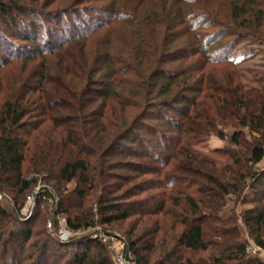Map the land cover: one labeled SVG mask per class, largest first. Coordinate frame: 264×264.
Returning a JSON list of instances; mask_svg holds the SVG:
<instances>
[{
    "label": "trees",
    "instance_id": "1",
    "mask_svg": "<svg viewBox=\"0 0 264 264\" xmlns=\"http://www.w3.org/2000/svg\"><path fill=\"white\" fill-rule=\"evenodd\" d=\"M220 3L223 13L207 0H130L123 10L92 9L95 21L71 24L62 18L73 11H40L36 19L24 5L0 1V191L12 196L16 212L42 183V197L56 194L57 214L70 230L109 232L132 219L123 237L136 264H264L246 257L236 218L223 212L227 197L251 204L240 218L264 250V169H255L264 159V84L246 87L242 60L230 55L243 39L264 43V0ZM113 21L128 31L118 34ZM182 25L189 41L173 49ZM167 64L179 66L170 72ZM96 93L101 101L90 98ZM219 125L233 130L223 169L185 149L198 136H221ZM175 132L180 137L170 147ZM186 166H198L199 180L175 173ZM148 174L160 179L143 181ZM154 188L160 193L141 197ZM248 188L257 194L251 201ZM9 217L0 207V220ZM31 236L27 226L0 231V264H14L7 242L25 245ZM30 246L35 253L26 264H112L90 237L60 243L47 235ZM200 253L207 258L194 260Z\"/></svg>",
    "mask_w": 264,
    "mask_h": 264
},
{
    "label": "rangeland",
    "instance_id": "2",
    "mask_svg": "<svg viewBox=\"0 0 264 264\" xmlns=\"http://www.w3.org/2000/svg\"><path fill=\"white\" fill-rule=\"evenodd\" d=\"M0 1L5 2L7 4L18 3L21 6L24 5L27 9H29L33 12L32 17L36 18V19L39 17V15H37L36 12H40V11L53 12V11H57V10H61V9H65L69 13H71V11H73L74 12L73 14H70L69 16H67V17L65 16L64 18H62V19H64L63 22L67 21V22H70L71 24H73L74 19L84 22L90 18L88 21H91V20L95 21L96 20L95 16H91L92 15V9L103 8V10H105L106 12L111 10V9L123 10L124 8H126L127 4L130 3V0H103L100 3L92 0V1L85 2V4H80V1H83V0H57L56 2H53L54 0H0ZM171 1H173V0H171ZM50 3H52V4H50ZM207 5H209L210 8L214 12L219 10L220 13H223L224 5L222 3H220V0H207ZM190 9H192V8H190ZM194 10H196V12L198 11L196 8H194ZM29 14H30V12L29 13L27 12L23 16V20L27 19V17H29L28 16ZM1 19L2 18L0 17V25H2ZM111 26L116 29L118 34H121V35H122V31L124 33L126 30L128 31L126 26L124 27L122 25H119L117 22H114V21L112 22ZM215 30H216V28L209 29L205 32L206 33H212ZM185 31H186V29H185L184 25L179 26L177 29L174 30V32L178 33V34H176L177 36H174L177 39H176V42L172 46L173 49L174 48H180L182 50H185L187 43L189 41V39H188L189 34H186ZM121 35H120V37H121ZM103 36H101V37H103ZM171 39H172V37L170 38V40ZM227 39H229V37H225L224 40H222V42L227 41ZM26 45L30 48H33V49L37 48V46H34L33 44H26ZM114 45L118 46L119 49H120V46L122 47V44L119 41H114ZM96 46L97 45L94 42H92V43L89 42L87 45V49L90 47V49L95 51ZM217 51H220V49H216V52ZM230 55L232 56V58H234L236 60H239V59L242 60V63L240 64L238 70L242 76L241 82L246 87H248V88H253V87L259 88V85L264 84V43L255 42V41L251 40L250 38L243 39L234 47V49L230 52ZM37 63H39V58L35 59L34 64H37ZM194 64H196V63H194ZM178 66L179 65L175 66L172 64H167L166 66H164V69H165V71H167V69H168L171 72V71L177 70ZM198 66H196V68ZM197 71H199V70H197ZM196 74H195V77H196ZM101 76H99L100 79L98 78L99 81L104 80ZM95 90L97 92H100V93H104V91H105L103 87H97ZM100 93L99 94H97V93L92 94V95H90V98L96 99L97 101H101L103 98H102V96H100L101 95ZM154 114H155V112H154ZM152 121H154V120H151V121L148 120V121H146V123L153 124L154 122H152ZM159 131H161V130H159ZM216 131H219L222 137L216 133H212V134H209L206 136H200V137L198 136V138L196 137L194 139H191L189 141L188 146H186L185 149L187 151H190L191 155L195 159L210 162L211 164H213V166L216 169H221V168L223 169L227 164V158L225 157V153L229 149L232 148V146H230V144H229L230 143L229 138H230L233 130H231L230 128H226L225 126L219 125V126H217ZM162 132H165V131H161L159 133H162ZM144 136H145L146 141H149L151 139V137L147 136L146 134H144ZM254 136H257V135L254 134ZM169 137L171 140V142H169V144H170L169 146L173 147V140L176 141L177 139H179L180 135H179V133L175 132L173 134H169ZM124 145H130L134 148L135 151H138V153H141V154L144 153L143 152L144 150L138 148L137 145H133L131 142H126ZM174 145H175V143H174ZM152 147H154V146H152ZM155 149H156V147H155ZM117 153L120 155L119 158H121V160L122 159L125 160V157H124L125 153L123 152L122 149H118ZM168 155H169V152L166 151L165 149L163 150V152H161V156H163V157H168ZM165 159H167V158H165ZM131 160H133V159L131 158ZM172 162H173V160H172ZM172 162H170V164ZM155 166H156L155 164H150L149 168L155 167ZM169 166L167 168H165V171H167L168 169L172 170ZM197 167L198 166L192 168L189 166V168H188L186 166V168H185L186 172L178 171L175 173H177V175L189 178L191 180H193V179L199 180V178L194 174V173H197L195 170V168H197ZM200 168L197 170H200ZM183 169H184V167H183ZM255 169H257V170L258 169H264V159L261 163H259L256 166ZM201 170H202V168H201ZM121 173H127V172L122 171ZM141 179H143V181L146 179L155 180V179H160V176H151L150 174H148L147 176H143V178H141ZM139 181H141V180H137V181L135 180L131 183H137L138 184ZM67 187L69 190H72L74 187V184L73 183L69 184ZM36 192H38V193L36 194ZM43 192H44L43 184L38 183V185L35 187V189L32 190L25 197L23 206L17 212L14 208V205L12 202V196L10 194L3 193L5 197L2 200H0V207L3 208L5 211H7V213L10 215L9 220H7V221L0 220V231H4V233L7 234V232H9V231L14 230L16 232V231H19V229H21V227L24 228L27 226L30 228V231L32 233V236L25 243V245L23 244V242L20 243L21 240H19V239L17 241L14 240L11 242H7V245H6L7 249L13 250L12 252L14 255H13L12 261L14 264H26L27 263V258H26L27 254L29 252H31L32 255L35 253V250H33L30 245L32 243H35V242H38V244H40L44 239H46L47 235L54 238L55 237L54 231H57L60 228L62 229L64 226L63 219L66 220L65 217L57 214L58 199H57L56 194L51 191L53 193L52 198L45 199L42 197ZM158 193H160V191L158 189L154 188L150 192L143 194L141 197L145 198V197L149 196V194L156 195ZM244 195H245L246 201H251V200L255 199L257 194L255 193L253 195L250 188H248ZM32 196L35 197V198L33 197L34 201L32 200V198L30 200H28V198H30ZM55 199H57V200H55ZM225 201H226V206L224 207L223 212L226 215L230 216L231 218H233V217L236 218L235 225L238 228L240 240H242V241L245 240L247 243H249V244L252 243L254 245V243L251 241V239L247 237L246 229L242 225V221L240 218V215L245 210L250 209L252 207V205L247 204V203H243L244 201L242 199L240 201H235V198H232V197H227L225 199ZM85 206H86V204H85ZM59 219H60V222H59ZM131 221H132V219L128 220L126 222V224H124L123 226L111 225L110 227H108V230L110 233L118 234L119 236L124 238L123 237L124 236V230L126 229L128 223H130ZM49 223H50V225H49ZM98 227L103 230L102 226H98ZM90 233H92L91 230L87 231L84 234H80L79 237H74L73 239H70V242L81 239V238L89 237ZM45 234H46V236H43ZM54 239H56V238H54ZM7 241H9V238ZM18 245H20V247ZM1 248L2 247L0 246V251H1ZM15 252H17L16 257H15ZM246 257H248V258L257 257L259 259L258 256L246 255ZM204 258H207V253H200V254L193 256L194 260H197V259L204 260ZM198 264H206V263H204L203 261H199Z\"/></svg>",
    "mask_w": 264,
    "mask_h": 264
},
{
    "label": "built area",
    "instance_id": "3",
    "mask_svg": "<svg viewBox=\"0 0 264 264\" xmlns=\"http://www.w3.org/2000/svg\"><path fill=\"white\" fill-rule=\"evenodd\" d=\"M37 193L38 192H36V194ZM4 197H5L4 194L0 191V200H2ZM33 197L34 196L28 198V200L32 198V200L34 201L35 197L34 198ZM63 224L64 226L62 229L60 228L57 231H54V236H55L54 238H56V240L59 241L60 243H68L70 242V239H73L74 237H79L80 234H84L87 231L91 230L92 233H90L89 237L91 239H96L102 245L105 246L110 256L112 264H136V261L134 260L133 256L129 251L127 241L118 234L104 231L99 227H96L94 229L73 231L67 227L66 220L64 219H63ZM245 252L248 256H258L260 261L264 262V250L256 247L252 243L250 244L248 243Z\"/></svg>",
    "mask_w": 264,
    "mask_h": 264
},
{
    "label": "crops",
    "instance_id": "4",
    "mask_svg": "<svg viewBox=\"0 0 264 264\" xmlns=\"http://www.w3.org/2000/svg\"><path fill=\"white\" fill-rule=\"evenodd\" d=\"M263 161V160H262Z\"/></svg>",
    "mask_w": 264,
    "mask_h": 264
}]
</instances>
